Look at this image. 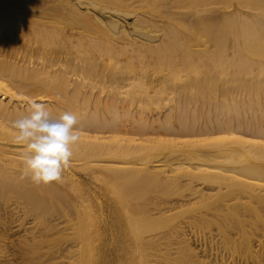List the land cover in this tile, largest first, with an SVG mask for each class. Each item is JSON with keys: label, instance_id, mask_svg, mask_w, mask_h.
Returning <instances> with one entry per match:
<instances>
[{"label": "bare ground", "instance_id": "obj_1", "mask_svg": "<svg viewBox=\"0 0 264 264\" xmlns=\"http://www.w3.org/2000/svg\"><path fill=\"white\" fill-rule=\"evenodd\" d=\"M152 1L0 0L1 190L5 186L7 195L14 184V190L34 187L20 177L22 147L12 141L11 127L28 112L30 98L44 102L54 116L75 113L81 136L62 181L35 185L46 201L66 200L71 231L47 240L33 225L31 237L15 240L20 260L7 251L0 264L26 259L32 264H168L169 258L157 253L146 258L141 250L152 252L168 238L169 254L176 249L198 256L189 224L207 221L210 214L218 218L211 219L218 229L241 227L249 256H256L253 262L264 259L252 248L247 228L264 223L253 205L264 202V78L259 77L264 76V0H254L257 5L237 0L233 8L230 0L218 9V20L211 9L216 0H190L202 7L168 9L163 16ZM243 7L262 9L249 8L250 13ZM130 180L152 182L178 196L136 205L105 191L106 182L114 189V182ZM68 184L88 189L90 196H79ZM32 193H25L26 199ZM214 194L222 218L211 212ZM22 203L18 200L16 208ZM40 205L33 206L44 210L46 204ZM236 206L244 211L232 213ZM30 210L35 209L25 208L24 217L8 225L0 216L1 250ZM247 211L255 212L256 220H249ZM135 214L149 224L158 216L183 219L158 232L152 226L132 228ZM88 220H97V226ZM43 223L46 233L56 229V223ZM233 233L226 237L235 244L239 232Z\"/></svg>", "mask_w": 264, "mask_h": 264}, {"label": "rangeland", "instance_id": "obj_2", "mask_svg": "<svg viewBox=\"0 0 264 264\" xmlns=\"http://www.w3.org/2000/svg\"><path fill=\"white\" fill-rule=\"evenodd\" d=\"M199 1H201V0H199ZM220 1L221 0H216L215 3L211 4V6H212L211 9L213 8L212 9V17H213L214 20H218L219 19V17L222 14V12L220 10H223L224 6L229 5L232 1H233V3L231 4V5H233V6H231L232 8L237 4V0H232V1H230V0H222L221 2ZM240 1H238L240 3V4H238L239 6L241 5ZM242 1L247 2V3H248V1L249 2L252 1L253 5L254 4L255 5L258 4V3L256 4L255 3L256 1H254V0H242ZM258 1H260V0H258ZM190 3H191L190 0H153L152 2H150V4H154V7H156L158 10L161 11V16L168 14V12H169L168 9L191 11V10H194L196 8H201L202 7V5L200 6L197 3H194V4H190ZM259 3H261V1ZM179 4H182L183 6L177 7ZM262 5L263 4H261V6ZM247 7H243V8L246 9V11H248V12H250V11L252 12L253 11L255 13L258 12L259 9H262V8H259V9L252 8L251 9L249 7L250 8V11H249V8L247 9ZM218 9H220V10H218ZM208 11H210V13H211V10H208ZM259 77L261 79L264 78L263 75L262 76L259 75ZM106 183H104L105 184V188H107L105 191H107V193L108 192L111 193V194L108 193V195H110L111 197L117 198V199L119 198L120 200L121 199H123V200H127L128 199V201L131 204H136V205L146 204V203H143L144 200L147 203H149V202L156 201V200L157 201H161V200H165V199H175V197L177 198V196H178V194L176 192L174 193L173 191H170V189L169 190H166V189L163 190L162 187H158L157 185H155L152 182H142V181H138V180H132V181L130 180V181H127L125 183L114 182V184H112V186L114 185L112 188H114L116 190L111 189V187L109 186L110 184L107 183V185H106ZM117 184H118L119 187L117 186ZM15 185L16 184H14L12 186V192L11 193H7V195H6V192H4L5 186L2 187V190L0 188V194H1L0 195V209L4 208V209L0 210V216L1 215L4 216V219H2L3 216L1 217V219L4 221V223L6 225H8L9 221H11L13 219L15 220L16 218H19V217L20 218L24 217L25 208H27V207L30 208V209L34 208L35 210H33V211H35L36 213L33 212L32 210H30V211H32L36 215L31 213L30 211H29L30 213L29 212L27 213L28 215L25 214V216H27V218L24 220L25 224L21 228H18V226L17 227L15 226V224L18 223L17 221L16 222L13 221L12 225H13V227L15 226L13 228L14 232L10 231V232H12L14 234V237L16 238V239L14 238L13 241H15V240L17 241V238H19V237H20V239H23L25 235L29 236V234H30L29 237H31L32 234L30 232L31 231L30 227L33 226V225H35V226L37 225V230H38V228L42 229V231H40V232L42 234H44L43 237L45 239H47V240H53V239L55 240L56 235H59L60 232H61V235H62V232H70L71 231L72 227L70 225V221L68 220V217L66 216V214H64V210H63V209H66V207L68 208L67 202L65 200L66 197H64L65 195L63 196L64 198L62 197V199L65 200V202L63 201L64 203L62 201L60 202L61 198H59V200H57V201H56V199H53L55 202L50 200L51 201L50 202L49 199H48V201H46L48 197L44 198V196H42L45 192L43 193V191H42V189L40 187L37 188V186L34 185V187L30 186V188H29V185L27 184L28 185V186L26 185L27 187L26 186L21 187V188L26 187L25 189H21V188H19L20 186H17V188H15V190H14V186ZM70 185L71 184H68L66 187H70L71 188V189L69 188L70 190L76 191V193L79 196H80L81 193H82V195L90 196L88 189H86L84 187L82 188L80 186H76L77 187V189H76V187L74 185H71V186ZM16 189H17V191H16ZM30 190L31 191L34 190L36 194L32 191L34 193L33 194ZM19 192H20V194H19ZM27 192H28L29 195H31V193H32L34 195V197L33 196H29L28 197L26 195L27 196V199H26L24 194L27 193ZM3 193L5 195H3ZM39 193L41 194V196L39 195ZM67 193H68V195L69 194H73L69 190L67 191ZM112 193H116V195L115 194L113 195ZM218 195L219 194H214L210 198V200L209 199L208 200L209 201H213L211 212H213L214 214L219 215L222 218V212L223 211H222V206H221V203L219 201ZM35 196H37L38 198L35 197ZM31 197H33V199L36 198L35 200L38 199V201H35V203H34L33 202L34 200ZM19 198H21L22 200L19 199ZM17 199L20 200V201H24V203H22V205L20 204V206L18 208H16L17 204H15L18 201ZM31 199H32V201H31ZM39 199H41V201ZM42 199H45V200H43V202H42ZM242 199L243 200H249L248 197H244ZM39 201L41 202L40 206H42L41 207L42 209L44 208L42 203L46 204L44 210L39 209L37 206L36 207L33 206V205H36V202L40 203ZM233 201L235 202V199L231 200L230 202L233 203ZM58 202H60V204ZM87 202H90V199ZM253 205L258 207L261 210V213L264 214V202H260L259 203V202L254 201ZM29 206H31V207H29ZM59 206H60V208H59ZM61 206L63 208H61ZM20 207H21V209H20ZM36 208H38V209L36 210ZM234 210H239L241 212L244 211V209H242L241 207H238V206H236V209H234V207H232L231 212L234 213ZM1 212H2V214H1ZM8 212H10V213H8ZM16 212H17V214H16ZM20 215H22V216H20ZM254 215H257V214L255 212L247 211V215L246 216H247V218L249 220H256ZM35 216H37V217L38 216L39 217L43 216L44 219H42L43 220L42 221L41 219L39 220V217H38L37 218L38 220H37ZM158 217H159L158 220H156L154 223L149 224L148 221H147V218L145 216L143 217L141 214H135V216H133L131 218V225H133L131 227L132 228H135V227L137 228V227H146V226L147 227H151L152 226V227H155L157 229L156 231H158V232H167V231L171 230L172 227H174L175 224L179 220L183 219L182 218L183 216H180L177 219L173 218L172 221H169L168 220L169 218L161 217V216H158ZM97 218H100V216H97ZM101 218H102V216H101ZM184 219H187V218H184ZM188 219H190V218H188ZM211 219L218 220V218L216 216H213L212 214H210V215H208V220L207 221L195 220L196 221L195 223L189 224L190 227L192 228V230L195 231V233H193V232L192 233L188 232V233H190L189 237H190V239H191V241L193 243V247H195V249H197L198 252H199L198 256H194L189 251H184V250H182L180 253H178L176 251V249H175V251H173L174 250L173 249L172 253L169 254V244L167 243L168 242V238L162 239L161 240V244L158 246V248L152 250V252L151 251L148 252L147 249L143 248L141 250L142 256L145 257V255H147L146 258L147 257H151L152 258V257H155V256H153V254L157 253L160 256L159 258L165 257L164 261L167 258H169L168 261H167L168 264H258L259 263L258 261L253 262L254 258H255V260H257L255 255L253 256V255L250 254V256H249V254H248L249 252H248V249L246 247V245H247L246 244V239L247 238L245 239L244 236L241 235V230H242V229H240L241 227L239 229L235 228L232 231H227L225 229H218L217 225L214 224L213 221L211 222ZM138 220H141V222H139ZM37 221H41L42 224H40L41 222H39V224L38 223L36 224ZM43 222H52V223H56L57 224L56 229H54L52 231L53 233L50 232V231H48L46 233L43 230V227H42L44 225ZM87 222H88L89 225L97 226V224H96L97 220H88ZM233 224H236V223H233ZM249 224H252V225H247V228L252 230L251 233H248L249 236L252 238V242H251L252 243V248L255 251H257V252L258 251L261 252V255H262V254H264V223H263V221H259V223H249ZM255 226H257V227H255ZM0 227L2 228V225H0ZM233 231H238L239 232L238 234L234 235L235 239H236L235 244H232L228 240L229 237H226L228 235L233 237V234H234ZM27 233H29V234H27ZM191 235H194V236H191ZM239 235H241V236L239 237ZM11 236L13 237V235H11ZM22 236H23V238H21ZM192 237H194V239ZM7 241H4V243H3L4 248H5V246H6V248L4 250H1V248H0V252H1L0 254H3L5 256H7L6 255L7 251H9V252H7L8 254H12V253H15L17 251V249L19 248L18 245H17L18 241L17 242L16 241L13 242L12 238L10 240L8 239ZM10 242L13 243V246L10 244ZM14 243L17 246H15ZM214 244L217 246V248H215V249L213 247ZM8 246L10 248L11 247L12 248L10 249ZM135 246H137V245H135ZM211 246L213 247L214 250L211 249ZM236 247H237V249H235ZM14 248H16V249H14ZM14 250H15V252H14ZM137 252H138V248H137ZM217 254H218V257H217ZM13 255L14 254H12V256H11L13 258H14L15 255L16 256L18 255V256L17 257L15 256L16 258H14L12 260H14V261L20 260L18 253H15L14 256ZM134 256H135V254H134ZM140 256H138V260L141 259ZM252 256H253V258H252ZM144 257H142V258H144ZM222 257H224V258H222ZM234 259H236V260H234ZM12 260L8 261L6 264H8L9 262H10L9 264H11V262H12V264L15 263ZM26 260L23 262V264L24 263L25 264H32V262H33V260H30V259L27 260L29 262H27ZM262 260H264V259H260V263L259 264H262V263L264 264V261L262 262ZM256 262H258V263H256Z\"/></svg>", "mask_w": 264, "mask_h": 264}, {"label": "clouds", "instance_id": "obj_3", "mask_svg": "<svg viewBox=\"0 0 264 264\" xmlns=\"http://www.w3.org/2000/svg\"><path fill=\"white\" fill-rule=\"evenodd\" d=\"M28 109L11 121L12 141L22 147L20 177L37 186L61 182L71 165L73 146L81 139L77 115L63 112L54 116L35 98L29 99Z\"/></svg>", "mask_w": 264, "mask_h": 264}]
</instances>
